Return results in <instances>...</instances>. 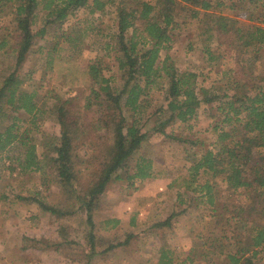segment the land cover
Here are the masks:
<instances>
[{
	"label": "trees",
	"instance_id": "obj_1",
	"mask_svg": "<svg viewBox=\"0 0 264 264\" xmlns=\"http://www.w3.org/2000/svg\"><path fill=\"white\" fill-rule=\"evenodd\" d=\"M4 7L15 25L10 33H5L6 28L0 33V49L13 44L10 52L4 51L13 66L0 81V165L2 153L19 148L16 155H6L14 164L8 169L40 170L36 144L29 136L32 128L21 130L22 119L15 115L23 111L34 123L42 112L35 93L21 88L27 76L22 66L36 38L43 37L49 25L62 27L80 9L88 15L113 13L115 73L104 76L96 62L57 52L59 42L82 44L90 33L82 27H64L62 35H55L58 44L48 50L46 59L54 67L55 80L75 86L76 92L52 104L49 115L56 118L58 135L44 156L61 190L78 191L80 175L87 174L84 195H76L80 202L76 210L86 214L90 250L95 247L92 211L110 183L125 179L132 185L154 176L153 158L136 156L148 135L140 114L150 104L151 94L163 88L167 102L152 113L155 131L166 135V125L177 121L192 130L190 122L196 120L201 104L214 103L218 118L210 126L215 136L211 146L203 148L181 176L185 193L178 192L177 200L185 206L147 228L156 232L170 227L172 219L194 202L207 205L212 220L195 234L201 242L195 241L184 259L176 261L174 251L161 245L156 249L157 264H217L215 256L223 259L220 264H264V72L247 65L243 57L249 49L264 57V0H0V8ZM40 13L42 25L36 28ZM255 17L260 20L257 24H239L242 18ZM193 20L206 23L199 33L202 54L218 64L217 75L231 93L218 95L198 87V72L181 70L172 61L168 53L172 33ZM4 119L9 123L4 124ZM27 199L40 202L37 197ZM41 205L56 217L67 213ZM131 236L128 233L121 244Z\"/></svg>",
	"mask_w": 264,
	"mask_h": 264
},
{
	"label": "rangeland",
	"instance_id": "obj_2",
	"mask_svg": "<svg viewBox=\"0 0 264 264\" xmlns=\"http://www.w3.org/2000/svg\"><path fill=\"white\" fill-rule=\"evenodd\" d=\"M7 9L8 7L0 8V33L5 31L3 28L7 29L5 33H10L15 25V20ZM41 17L40 13L36 28L42 25ZM256 19L255 17L248 21L242 18L239 24L244 27L257 24L260 20ZM113 23V13L88 15L86 10H77L62 27L47 26L46 34L36 38L32 52L22 66V73H27V76L21 88L27 92L35 93L34 100L42 112L39 113L34 123H31V117L23 111H19L15 115L22 119L19 122L21 130L24 127L32 128L29 136L36 144L40 170L19 172V168H16L11 171L8 169V165L14 166V164H10L6 155H16L19 148H14L7 154L2 153L0 239L7 241V246H3V244L0 246V254L9 257L22 256L25 254L21 253L20 246L22 248H33L30 245L50 246L51 243L48 240L51 239L50 234L57 236L59 233L61 239L68 235L73 239L80 238L82 240L89 232L84 210H76L80 204L76 195L78 193L81 197L84 195L87 174L80 175L79 183L76 185L78 191H74L73 187L61 190L55 181L52 168L44 156L55 141V136L58 135L56 118L49 115L53 110L52 104L58 97L67 98L76 92L75 86L55 80L54 67L51 69L46 59L48 50H52L58 44L55 42V35H62L64 33L62 29L67 26L82 27L89 30V37L76 47L59 42L57 52L76 55L89 63L96 62L100 73L104 76L115 73L117 59L115 42L111 36L114 33ZM205 25V22L193 20L188 25H183L179 30H175L172 33L171 47L168 53L179 69H195L198 72L196 78L198 87L213 90L218 95L231 93L225 81L220 80L217 75L218 64L208 61L205 54H202L199 33ZM106 44H109L108 48H104ZM188 45L191 46L190 50L187 49ZM12 47L13 44L10 43L0 49V81L1 76L8 73L13 66V59L4 52H10ZM163 55L164 51H161V58ZM243 57L247 65L253 66L259 73L264 72V57L257 56L251 49ZM113 85H117V83ZM166 102L167 98L163 88L156 90L151 94L150 104L144 113L140 114L142 129L147 131L148 135L136 156L144 155L153 158L154 176L143 181L135 180L132 185L125 179L112 181L106 192L100 196L97 207L92 211L95 225L100 223L104 225L106 219H113L116 216L122 218L123 225L119 232L108 235L111 239L123 240L125 233L133 231V235L136 237L130 239L126 247L128 249L122 251L123 247L116 252L123 262L126 256L130 257L131 264H157L154 248L160 244L170 247L174 251L176 261L184 259L188 249L201 242L195 238V234L204 231L212 220L207 205L194 202L187 212L173 218V228L156 230L161 234L147 228L153 222L161 219V216L165 217L166 214L174 210L178 211L185 206L179 204L177 200L178 192L185 193L181 176L186 173L187 167L191 165L203 148L211 146L215 136L211 133L210 126L214 123V119L218 118L214 103L204 106L201 104L197 109L196 120L190 122L193 124L192 130L186 129V124L177 121L167 124L164 128L166 135L161 134L154 130L157 120L155 121L152 113L160 105H165ZM3 122L4 124L9 123L7 119H4ZM168 135H172V137ZM178 138L198 141V143L193 145L180 141ZM134 161L135 158H132L128 160V163L133 165ZM219 189H222V186ZM1 195L5 197L1 198ZM28 197H37L40 202L29 200ZM41 203L55 206L67 213L56 217L45 211ZM133 213H135V225L128 227L129 218ZM105 225L107 226V224ZM97 230L102 229L97 228ZM35 235H39V239H36ZM43 235H47V238ZM20 236H22L21 243L18 241ZM89 249L84 244L80 247L67 244L61 248V252L66 256L85 258ZM214 259L217 264L223 261L218 256H215Z\"/></svg>",
	"mask_w": 264,
	"mask_h": 264
},
{
	"label": "crops",
	"instance_id": "obj_3",
	"mask_svg": "<svg viewBox=\"0 0 264 264\" xmlns=\"http://www.w3.org/2000/svg\"><path fill=\"white\" fill-rule=\"evenodd\" d=\"M134 214L135 213H133V215L129 218L128 227L135 225V223H131V218L135 216ZM168 214H166L165 217ZM165 217L161 216V219H158V220H162ZM116 220L118 221V223L115 226H113ZM172 222H173V219H172ZM105 224H107V226ZM105 224L103 225L100 223L98 225L97 224L95 225L94 227V236H95L94 251L92 252L89 249V252L85 254V258L81 256L80 257L79 256H66L61 252L62 251L61 248L67 244L76 245L77 247H80L81 245L83 246L84 244L85 246L89 248V246L86 243V240H84L85 238H83L82 240L80 238L73 239L72 237H68L67 235L65 238L61 239L62 237L58 233L57 236L52 235V234L49 235L51 236V239H48L50 240L49 242L51 243L50 246L42 245V246L36 247V245H30L33 247V248L29 247L30 249L28 247L22 248V246H20L21 253L25 254L22 256L19 255V256L9 257L7 255L0 254V264H124V263L131 264L132 259H130V257L126 256L125 261L123 262L120 259V257H118L119 255L116 252H118L117 251L118 249H121L123 247L124 249H122V251L128 249L126 247L129 244L130 239L136 237L135 235H133L134 234L133 231L131 232L128 231L129 233H132V236L128 239L126 243L121 244L126 239L128 232L124 234L123 240L111 239L108 237V235L113 232H119V229L123 225L122 218L116 216L113 219H106ZM170 227L173 228L174 224L172 223ZM97 228L102 229V230H97ZM35 236H36V239H39V235H35ZM43 236L47 238V235L46 236L43 235ZM21 237L22 236H20L18 239L20 243H21ZM6 243L7 241L0 239V246L2 244L3 246H5ZM109 245L110 246L115 245V246L107 249ZM160 246L161 244L158 247ZM158 247L154 248L155 253Z\"/></svg>",
	"mask_w": 264,
	"mask_h": 264
}]
</instances>
